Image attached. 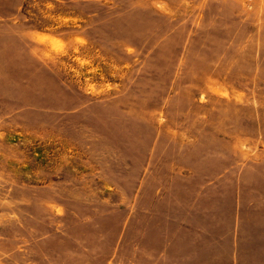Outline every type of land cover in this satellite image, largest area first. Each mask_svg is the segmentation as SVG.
<instances>
[{"label": "rangeland", "instance_id": "rangeland-1", "mask_svg": "<svg viewBox=\"0 0 264 264\" xmlns=\"http://www.w3.org/2000/svg\"><path fill=\"white\" fill-rule=\"evenodd\" d=\"M177 223L264 253V0H0V264H165Z\"/></svg>", "mask_w": 264, "mask_h": 264}, {"label": "crops", "instance_id": "crops-1", "mask_svg": "<svg viewBox=\"0 0 264 264\" xmlns=\"http://www.w3.org/2000/svg\"><path fill=\"white\" fill-rule=\"evenodd\" d=\"M177 225L182 228L181 230L179 229L180 232L178 233L181 238H175L173 236L166 237L165 254L167 261L165 264H264V261L261 260L264 253H262L261 250H259L258 254L257 252L254 253V249L256 248H244L242 243L239 244L238 241L235 243L236 247L232 244L229 259L223 260L221 251L216 249V242L220 244L221 237L213 238V248L212 250L209 248V253L206 255V247H204L206 242L199 241L198 238H195V240L194 238L188 239L184 236H188V232L184 231L185 224L177 223ZM209 245H211V243H209ZM258 249H260V247H258ZM140 251V254L138 253L140 256V263L142 258L147 255L146 259L148 264H154L152 244L140 248ZM142 251H144L143 255ZM239 261H241V263H239Z\"/></svg>", "mask_w": 264, "mask_h": 264}, {"label": "built area", "instance_id": "built-area-1", "mask_svg": "<svg viewBox=\"0 0 264 264\" xmlns=\"http://www.w3.org/2000/svg\"><path fill=\"white\" fill-rule=\"evenodd\" d=\"M247 1L251 2V1H253V0H247Z\"/></svg>", "mask_w": 264, "mask_h": 264}]
</instances>
